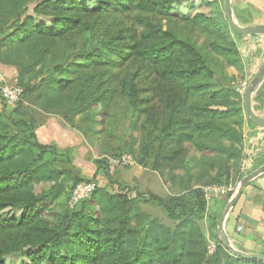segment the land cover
<instances>
[{"label":"trees","instance_id":"16d2710c","mask_svg":"<svg viewBox=\"0 0 264 264\" xmlns=\"http://www.w3.org/2000/svg\"><path fill=\"white\" fill-rule=\"evenodd\" d=\"M30 1L0 0V64L15 67L14 83L22 88L12 108L3 103L0 107V264L14 251L26 258L23 264H264L236 256L222 245L216 232L222 206L203 189L210 184L227 186L238 174L245 157L244 123L256 132L263 129L241 114L242 94L213 74L209 53L214 50L234 55L233 64L238 66L231 35L221 34L230 47L214 41L204 45L200 34L191 33L192 26L201 33L211 29L212 19L204 14L182 16L185 23L179 29L189 30L185 35L140 15L131 29L133 40L102 42L103 51L117 55L110 64L101 51L52 62L57 39L74 28L86 29L88 16H77L75 0H40L29 11ZM170 3L115 0L107 2V8L168 17L175 11ZM45 16H51L49 24L42 19ZM225 25L229 27L226 20ZM133 59L158 79L148 100L157 104L150 110L131 80L118 82L116 68ZM86 60L89 64H83ZM218 75L226 80V75ZM116 91L135 113L129 136L137 143L136 161L150 160L151 168L178 194L131 195L127 183L112 178L102 157L105 152L94 160L93 176H81L71 147L61 148L39 136V113L42 121L56 115L71 126L84 111L103 134L98 126L109 117ZM262 164L264 157L251 170ZM98 173L114 190L97 186L70 207V190ZM148 201L159 206L172 224L154 220L139 206ZM209 242L214 244L211 251Z\"/></svg>","mask_w":264,"mask_h":264},{"label":"rangeland","instance_id":"374dc122","mask_svg":"<svg viewBox=\"0 0 264 264\" xmlns=\"http://www.w3.org/2000/svg\"><path fill=\"white\" fill-rule=\"evenodd\" d=\"M39 1L40 0H31L28 4L29 11H31L33 6ZM75 1L76 10L74 12L77 13V16L80 13L81 16L83 15V18L88 16V27L86 29L80 30L74 28L70 33H63L57 39L58 49L57 52H54L51 55L52 62L59 61L63 63L64 59L69 61L73 59L74 56H76V59L79 58L83 52L92 53L101 51L102 56H104L103 58L108 60L110 64L114 61V58H116L117 55L110 51H103L102 42L110 40L117 43L119 39L124 41L125 37L128 38L126 40H133L134 38L132 36L131 29L134 28V22L140 15L146 17L154 25L161 26V28L164 30L169 27L175 33L185 35V33H188L187 31L189 30L185 28L179 29V25L185 23L182 21V16H185L186 19H190L196 14H204L206 17L212 19V26L210 27L211 29H209V31H205V33H201L198 27L192 26L191 33L200 34L202 43H204V45L209 41H214L215 43H219L226 47H230L231 45L226 37L221 35L228 33L232 36L230 27L225 25L226 18L223 12V0H208L209 4L206 3V0H171L170 4L173 6L175 11L174 15L168 17L156 12L146 13L144 11L139 12L136 10L120 11L116 8H107V2H115V0ZM214 2L216 3L211 5V3ZM79 4L86 5L81 7L82 9L80 10L78 9ZM90 14H92V16H90ZM49 17L51 16H45L42 19L44 22L47 21L49 24ZM93 20L94 25H92ZM186 22L188 23L189 21ZM188 25L191 26V24ZM191 33H189V35ZM66 52L70 54L68 55ZM234 58V55L225 51L219 52L214 50L209 53L210 65L217 81L224 83V85L239 88L243 96L246 85L253 78V76L244 80L245 78H243L242 75H240L238 71L234 69L236 68L233 64L235 62ZM139 62L140 61L133 59L116 68L119 73L118 82L121 84L124 81L131 80L138 90L139 97L146 100L145 108L150 110L153 107L155 108L157 104V100H148L154 95L155 89L157 88L156 81L158 79H155V74L153 71L145 69ZM83 64L89 63L86 60L83 61ZM223 64L225 65L223 66ZM218 73L226 75V80L219 76ZM1 84L13 85L15 83L10 81H1ZM1 103L5 104L8 109L13 107L8 106L0 96V105ZM126 103L125 97L120 96V93L116 91L109 107V117L104 120V125L98 126V128L103 127V134L97 133L96 124L89 118V113L87 111L76 115V137L71 141L73 145V147H71L73 153V164L76 166L77 171L81 176L91 178V175L95 169L94 160L99 157L101 152H105L102 157L106 158L110 166L112 178L117 181L127 183L131 188V195L140 193L145 194V196L155 195L159 197H165L166 195L170 194H178V191L175 188L168 187L158 172L151 168L150 160H147L144 164H139L136 161V158H138L139 154L137 143H134L132 138L129 136L132 130L131 120L133 119L135 113L132 109H130V104ZM143 103L144 102H141V105ZM233 113L234 112L232 111L229 112L231 119L234 118ZM241 114H243V111H241ZM228 117L229 116L227 115V118ZM37 119L39 120V123L41 122L42 124L43 114L39 113ZM244 125L249 126L247 122H245ZM242 132H246V127L244 130H242ZM123 155H129L134 163H123L121 161V157ZM260 159L261 158H258L256 162L254 160L251 169ZM245 173H247L246 169ZM237 177L238 174H235L233 182L227 185L229 187V191L231 190L233 193L237 188L239 180L242 178L241 177L239 179ZM93 181L96 182L98 188H104L107 186L109 190H114V186L109 184V182L101 174L98 179L94 178ZM68 186L69 184L64 185L65 188ZM205 187L206 186L203 187L204 190ZM205 192L207 196H210V198L212 197V194L209 191L205 190ZM139 206L150 213L154 220L168 225L172 224V222L168 220L161 211V208L155 203L151 201L141 202ZM20 212L21 211H19V213ZM200 225L204 230L206 229L203 221L200 222ZM219 238H221L220 235ZM229 240L232 248L239 249L231 241V238H229ZM213 246V242H209L210 251L213 249ZM23 260H26V258H21V253L16 251L6 253L2 258L3 264H23Z\"/></svg>","mask_w":264,"mask_h":264},{"label":"crops","instance_id":"0c3cea01","mask_svg":"<svg viewBox=\"0 0 264 264\" xmlns=\"http://www.w3.org/2000/svg\"><path fill=\"white\" fill-rule=\"evenodd\" d=\"M231 8L239 24L264 25V0H231ZM231 37L238 51L237 62L235 63L238 66L234 69L246 80L256 74L264 59V35L244 36L232 32ZM16 75L14 66L0 64V83L1 81L14 83ZM236 89L241 93L239 88ZM251 104L254 111L264 117V79L254 92ZM75 118L76 116L73 118L72 125L69 126L60 117L47 115L38 127V134L44 140L55 141L61 148L73 147L71 141L76 137ZM245 127L246 132H243L245 157L242 166L238 169V175L247 174L245 169L246 172H249L254 160L256 162L258 158L264 157V128L256 132L255 129L246 125L243 126L242 130ZM223 145L228 146V142L223 141ZM99 177L100 173L95 176L97 179ZM227 192L217 196L216 199L218 206H222V211L233 195L232 192L228 197ZM209 205L210 208H213L212 200ZM238 226H240L239 230L237 229ZM224 229L231 241L240 250L264 253V173L256 176L243 188L238 200L229 209L224 221Z\"/></svg>","mask_w":264,"mask_h":264},{"label":"water","instance_id":"95a60500","mask_svg":"<svg viewBox=\"0 0 264 264\" xmlns=\"http://www.w3.org/2000/svg\"><path fill=\"white\" fill-rule=\"evenodd\" d=\"M223 12L231 31L234 32L235 34L244 35V36L264 35V25L262 24L241 25L236 21L232 13L231 0H223ZM263 79H264V59L262 60V63L256 74L246 85V88L242 96L243 116L245 117V119H247L248 121L252 122L253 124H255L260 128H264V117L260 116L254 111V109L252 108L251 99L254 92L256 91V89L258 88L259 84L262 82ZM261 173H264V164L258 166L248 174L244 175L239 180L235 192L233 193L230 200L228 201V203L226 204V206L224 207L223 211L220 214L216 231L217 234L221 236V238L219 239L221 240L223 246L227 250H229L232 254L239 256L241 258L264 261V253L246 252L240 249L232 248L228 234L224 229V221L229 212V209L236 203L246 184H248L252 179H254L256 176H258Z\"/></svg>","mask_w":264,"mask_h":264},{"label":"built area","instance_id":"2783aa9c","mask_svg":"<svg viewBox=\"0 0 264 264\" xmlns=\"http://www.w3.org/2000/svg\"><path fill=\"white\" fill-rule=\"evenodd\" d=\"M22 88L18 85H8L0 83V95L8 106H14L21 96ZM123 163H134L129 155H123L121 157ZM97 187V184L93 180L82 181L77 183L71 190L68 204L70 207L74 206L81 199L86 198ZM205 190L209 191L212 196L217 197L226 193L229 187L226 185H208ZM204 190V191H205ZM209 197V196H207ZM240 229V226L237 227Z\"/></svg>","mask_w":264,"mask_h":264}]
</instances>
